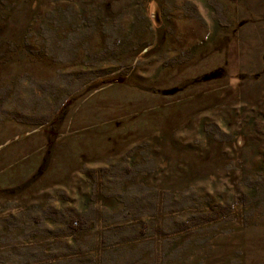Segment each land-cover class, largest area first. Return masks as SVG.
Returning a JSON list of instances; mask_svg holds the SVG:
<instances>
[{
  "label": "rangeland",
  "instance_id": "obj_1",
  "mask_svg": "<svg viewBox=\"0 0 264 264\" xmlns=\"http://www.w3.org/2000/svg\"><path fill=\"white\" fill-rule=\"evenodd\" d=\"M115 23L120 38L107 42ZM40 42L51 60L34 53ZM88 71L103 74L79 78ZM133 160L137 175L105 187L103 168ZM260 168L264 0H0V220L30 205L38 217L77 208L92 188L99 203L143 197L157 208L151 234L126 226L121 245L100 249L101 221L79 244L89 259L67 264H264V198L243 197ZM208 200L236 208L181 230ZM11 229L0 232V264L43 247L44 264L64 249L52 245L64 236L30 241Z\"/></svg>",
  "mask_w": 264,
  "mask_h": 264
},
{
  "label": "trees",
  "instance_id": "obj_2",
  "mask_svg": "<svg viewBox=\"0 0 264 264\" xmlns=\"http://www.w3.org/2000/svg\"><path fill=\"white\" fill-rule=\"evenodd\" d=\"M99 23L101 24L103 23L102 26L107 25V24H104L103 20H100ZM110 27H112L111 28L112 34L110 33V35L106 37L108 38L106 40L107 42H109V39L113 37L112 35H115V31H118V28H120L121 26L119 23L118 24L115 23ZM118 37L120 38V36L118 35L114 36V38L117 39L115 40V42L118 41ZM148 44L140 48L139 53L141 54L147 53L150 49L146 50L144 53L142 52L150 45ZM154 47L155 46H153L151 49H153ZM39 49H41L40 56H42V58L50 59V56L46 50V46L41 42H40V46L38 45L37 51L35 50L34 53L38 55ZM103 51L109 52V48H105ZM194 51H195L194 47L188 48L187 50L183 52L182 55L178 56L179 57L178 59H180V61L191 59L194 55ZM89 73H92L94 75L95 73L97 75L103 74L99 71H92V72L88 71L86 73H83L82 76L79 75V78L80 79L81 78L87 79V77L92 78L94 75L88 76ZM130 151H131L130 155L133 154V151L132 150ZM133 162L134 160L131 162V166H128L122 169L117 168L116 170V168H103L102 171L99 172L100 174L99 176L104 177L103 179L105 180L104 181L105 187L110 186L111 183H115V184L118 183V180H120V183L123 185V179L125 176H127L128 174H134V173H136L137 175L138 173L137 171H139V168L141 167L135 166ZM144 168L146 167L144 166ZM260 171H264V169L258 170V173H261L259 181H256L252 186H250L249 189L244 193L243 197L248 196L250 199H253V198H256L257 193L260 192L261 197L264 198V172H260ZM97 173L98 171L95 172L94 175H96ZM96 185H99V183L98 182L93 183V187H95ZM92 191L93 193L91 192L90 198H87V197L84 198V200L81 201L80 205L77 206V208L70 207V206H63V205H61L60 207H57L55 205L52 207L48 206V208L46 207L44 211L42 212L41 217H38V214L36 213V207L34 208V211H32V209L30 208L31 205L26 208H23L20 211V213L17 215V217L11 215V217L4 218L2 221L0 220L1 221L0 222V232L5 234L9 230V227L11 225V228H12L11 231L16 232V234L21 233V232L30 233L26 237V238L29 237V239L32 236H35L34 238H38L39 236L41 237V239L44 238V236L46 237V236H51V235L59 237V238L61 237L63 238L64 236V240L59 239L58 242L55 241L54 243H52L53 248H56L57 247L56 244H59L62 241L64 249L63 250H59V249L53 250L51 252V258L47 260L48 262L46 263L44 262V264H64L65 262H66L65 264H67V263L74 261V260H69V258L66 259V257H68L69 254L74 255L75 253L76 254L81 253V254H84L83 258L88 257L87 250H91V249L82 248L80 247L79 244H81V241L85 239V236L87 234H91L92 232L98 229V225L101 221L105 222L106 233H104V236L102 235L100 236V238L102 239L97 244V247L99 246L98 248L100 249H103L102 247L103 245H106V246L112 245L113 250H114L117 248V245L118 246L121 245L122 244L121 242H123L124 239L126 240L125 238L126 236H124V234L122 233L125 230L123 229V227H126V226H127L126 227L127 229H130V228L134 229L135 236L133 238H136V236L139 237L143 234L144 235L151 234L152 232L155 231V230H152V229H155L153 225L156 219L155 216L153 215L156 214L157 208L153 206L151 200L149 199L144 200L143 197H136L134 201L130 203L126 200L127 198H121L117 201L122 205V207L117 208V206L114 204V201L107 199L109 197L111 198L110 195L105 196V198L102 199V202L99 203V194H98L99 190L96 191L95 188H92ZM186 200H187L186 197H184L183 199L179 198L177 199V201H175L174 204L172 203V205L178 204V207H177L178 209L184 205V202ZM245 200L246 198L244 199V201ZM98 205H99V208H98ZM242 205H243V209L247 211L248 203L243 202ZM234 208H236V206H234L232 202L231 203L227 202L219 206H213L212 203L208 200L206 204L202 203L199 211H196L193 214L189 215L188 218L183 221L184 222L183 226L180 228L181 230L187 229L188 231H190L191 228L193 227H197V226L209 223V222L213 223V222H218V221L227 219L228 217H231ZM169 212L172 213L173 208H171ZM150 214L151 216H148ZM145 215H146V219L144 218ZM19 217H22V218H19ZM17 218L18 220H16ZM128 218H131V220H128ZM151 218L153 219L151 220ZM125 219H127L128 221ZM19 221L21 222L20 224H19ZM139 222L143 223V225L138 232L137 228H138ZM47 224L49 225L53 224L55 226L60 225L59 226L60 228L58 229L47 228L49 227L47 226ZM143 228H146L147 230L145 229L143 230ZM176 231H178V229H176ZM171 232L173 233L174 229H172ZM7 234L9 233H6L5 235ZM165 234L170 235V233L169 232L167 233V231L165 232ZM129 238H131V236H129ZM32 239H30V241ZM93 246L95 247V244ZM46 250L47 249L44 247L38 248L37 252L36 251L29 252V255L31 253L32 254L34 253L35 255L34 258L33 256L30 258L29 255H27L24 258H19L20 261H18L17 263H10V260H9L7 264H42L39 262V260H40V257H42L45 254ZM10 252L12 254L15 253L14 249H11Z\"/></svg>",
  "mask_w": 264,
  "mask_h": 264
}]
</instances>
